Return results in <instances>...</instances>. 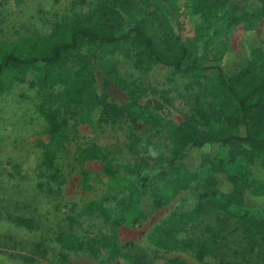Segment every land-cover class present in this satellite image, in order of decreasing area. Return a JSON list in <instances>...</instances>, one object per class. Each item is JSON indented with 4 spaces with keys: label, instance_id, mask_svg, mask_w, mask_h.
I'll list each match as a JSON object with an SVG mask.
<instances>
[{
    "label": "trees",
    "instance_id": "obj_1",
    "mask_svg": "<svg viewBox=\"0 0 264 264\" xmlns=\"http://www.w3.org/2000/svg\"><path fill=\"white\" fill-rule=\"evenodd\" d=\"M94 1L93 8L64 16L47 35L29 34L0 42V95L13 83H26L37 91L60 87L52 99L44 97L35 105L48 140L40 144L34 174L18 179L29 186L25 195L18 193L21 188L17 186L4 200L0 216L25 229L38 230L42 221L33 215L36 203L50 202L62 212V224L51 229L53 240L64 251L87 250L94 256L98 249L89 237L72 231L81 218L98 217L111 229L122 224L138 226L147 214L195 184L194 204L171 212L154 225L151 241L164 251L184 250L198 261L264 264V218L254 214L264 208V47L249 42L247 58H241L228 46V35L236 26L241 25L245 35L257 28L264 16V0H188L192 48L182 43L166 17L170 0ZM74 2L83 4L85 0ZM103 47L122 51L139 73L157 80L176 77L198 89L190 95L182 119L167 127V143L159 155L135 159L126 166L130 178L114 167L98 145L80 147L77 160H99L107 182L100 197L76 205L59 196L63 182L56 163L59 141L75 125L77 110L94 81L93 63ZM107 73L124 91L125 100L116 104L104 92L98 94L97 122L140 121L148 131L156 132L161 126L158 111L162 103L153 97L140 103L147 91L140 82L122 79L112 64ZM147 142L139 143L133 135L130 146L145 148ZM199 170L203 171L201 178ZM79 182L82 189L89 187L84 169ZM108 199L112 206L106 205ZM212 213L224 214L217 219L236 233L241 248H229L223 242L218 245L216 233L207 228L200 230L202 239L189 236L188 228ZM108 241L106 248L115 262L144 264L123 255L113 234ZM31 252L70 264L65 252L54 254L40 243L33 244ZM32 253L21 256L25 264L34 260ZM166 262L185 264L178 257Z\"/></svg>",
    "mask_w": 264,
    "mask_h": 264
},
{
    "label": "rangeland",
    "instance_id": "obj_2",
    "mask_svg": "<svg viewBox=\"0 0 264 264\" xmlns=\"http://www.w3.org/2000/svg\"><path fill=\"white\" fill-rule=\"evenodd\" d=\"M74 1L0 0V42H13L29 34L47 35L53 24L64 16L74 12H85L93 8L95 3L94 0H85L83 4ZM187 1L170 0L166 5V17L182 43L192 48L195 42L192 16L186 9ZM249 42L264 47V16L250 35H245L241 25L236 26L228 35L230 52L241 58H247ZM231 53H228L227 57H232ZM111 64L115 73L122 79H135L146 88V95L140 99V103L151 97L162 103V108L158 111L161 126L156 132L148 131L147 126L140 121L106 124L97 122L98 94L104 92L106 97L116 104H122L125 100L124 91L107 76L109 75L107 69ZM93 66L94 81L83 99L82 106L77 110L74 127L70 128L67 136L59 141L61 147L56 160L63 175L59 194L61 201L73 202L76 205L100 197L105 192L107 182L100 171L99 160L83 162L77 160V150L80 147L88 144L98 145L114 167L130 178L132 176L125 172L126 166L131 165L135 159L142 157L154 159L159 155L167 143V127L177 124L182 119L190 106V95L194 89H198L193 84L180 82L176 77L157 80L147 73H139L132 68L129 58L122 51L115 52L109 47L102 48ZM59 88L54 86L51 90L37 91L26 83H13L0 95V211L2 205L6 203L4 200L13 194L17 186L21 188L18 192L21 196H24L25 189L29 188L24 185V181L18 179L34 174L40 144L48 140L43 130L45 123L35 110V105L44 97L52 99ZM132 134L139 143L147 139V146L143 148L138 144L134 148L131 147ZM187 165L189 166L188 162ZM83 169L88 173L87 189H82L79 182L80 171ZM197 174L198 178H201L203 171L199 170ZM194 185L181 191L166 205L147 214L138 226L122 224L111 229L98 217L81 218V222L74 225L72 231L78 236L89 237L90 243L98 249L94 256L87 250L64 251L53 240L51 229L62 224V212L55 210L50 202L36 203L33 215L41 217L42 221L38 230L25 229L0 216V264H25L21 256L30 255L35 243L42 244L54 254L65 252L70 264H119L122 259L115 262L106 248L112 234L118 250L123 255L135 258L138 263L168 264L166 262L168 258L178 257L185 264H215L210 258L198 261L184 250L164 251L158 248L149 236L153 226L171 212L187 210L194 204L197 192ZM246 202L252 204L253 201L247 198ZM112 203V200L106 201L108 206H112ZM254 214L256 217L264 218V208L256 209ZM223 215L212 213L203 216L200 221H195L188 228L189 236L194 240L202 239L204 235L200 234V230L207 228L213 234L216 233L218 245L222 246L223 242L229 248H241L236 233L218 221L217 218ZM32 255L34 260L30 264H62L33 253Z\"/></svg>",
    "mask_w": 264,
    "mask_h": 264
}]
</instances>
